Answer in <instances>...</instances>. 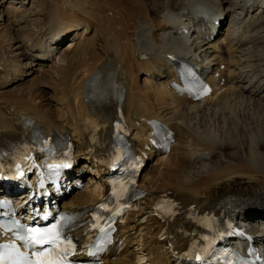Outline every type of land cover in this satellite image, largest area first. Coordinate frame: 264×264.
I'll use <instances>...</instances> for the list:
<instances>
[{"label": "bare ground", "instance_id": "6f19581e", "mask_svg": "<svg viewBox=\"0 0 264 264\" xmlns=\"http://www.w3.org/2000/svg\"><path fill=\"white\" fill-rule=\"evenodd\" d=\"M4 2L0 156L31 133L69 136L71 183L87 180L61 200L63 208L81 211L102 196L104 170L94 156L118 114L135 141L147 137L152 119L176 134L168 154L145 164V194L119 230L125 247L104 264H179L193 215L215 207L264 234L250 223L264 219V0H198L199 7L185 0H0V8ZM205 12L227 21L208 42L196 34ZM174 59L195 64L218 88L195 102L174 97L166 88L176 78ZM168 197L177 210L172 219L156 211ZM256 242L264 253V237Z\"/></svg>", "mask_w": 264, "mask_h": 264}, {"label": "snow or ice", "instance_id": "6c2138e0", "mask_svg": "<svg viewBox=\"0 0 264 264\" xmlns=\"http://www.w3.org/2000/svg\"><path fill=\"white\" fill-rule=\"evenodd\" d=\"M56 226H53V229H46L43 232H40L39 230H33L34 232H37L38 235L32 238V243L34 244H55L57 236L55 233ZM103 231V229H102ZM36 255L39 256H49L51 255V252L49 253H36ZM0 260H4L3 256H0ZM38 264H43V262H38ZM49 264H60L58 260L56 261H50Z\"/></svg>", "mask_w": 264, "mask_h": 264}, {"label": "rangeland", "instance_id": "374dc122", "mask_svg": "<svg viewBox=\"0 0 264 264\" xmlns=\"http://www.w3.org/2000/svg\"><path fill=\"white\" fill-rule=\"evenodd\" d=\"M122 1H124V2H127L128 0H122ZM156 1H159V0H156ZM3 5H4V9L3 8H0L1 10H3V11H5V5H6V2H4L3 3ZM26 8H29L30 9V3L28 4V5H26ZM28 9V10H29ZM27 10V9H26ZM2 18H3V16H2ZM0 22H2V20H0ZM5 24H7V21L3 24V25H5ZM1 26V25H0ZM69 39H70V36H67L66 38H65V40L64 41H62V43L59 45V50H61L62 48H64V47H67L68 45H69ZM15 51V50H14ZM24 62H26V61H28L27 59H25V60H23ZM26 68H23V70H25ZM143 76V73H141L140 72V78H143L142 77ZM26 78V77H25ZM24 81H19V84L20 83H23ZM155 161H152V162H150V163H154ZM149 169V164L146 166V168L144 169V170H148ZM142 176V175H141ZM136 250H138V252H137V255H139V257H142V255H141V250L139 249V246H137V249Z\"/></svg>", "mask_w": 264, "mask_h": 264}, {"label": "clouds", "instance_id": "9594fccd", "mask_svg": "<svg viewBox=\"0 0 264 264\" xmlns=\"http://www.w3.org/2000/svg\"><path fill=\"white\" fill-rule=\"evenodd\" d=\"M192 2H197L198 7L201 6V5H199L198 0H185V3H192ZM204 16H205V18H207L208 13L205 12Z\"/></svg>", "mask_w": 264, "mask_h": 264}]
</instances>
